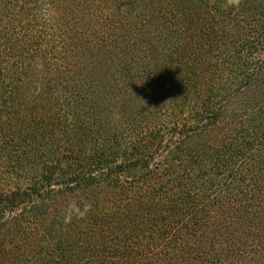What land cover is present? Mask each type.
I'll return each mask as SVG.
<instances>
[{
	"label": "trees",
	"instance_id": "16d2710c",
	"mask_svg": "<svg viewBox=\"0 0 264 264\" xmlns=\"http://www.w3.org/2000/svg\"><path fill=\"white\" fill-rule=\"evenodd\" d=\"M188 2V45L132 115L81 86L73 29L3 0L0 175L27 182L0 189V264H144L264 222V0Z\"/></svg>",
	"mask_w": 264,
	"mask_h": 264
},
{
	"label": "rangeland",
	"instance_id": "374dc122",
	"mask_svg": "<svg viewBox=\"0 0 264 264\" xmlns=\"http://www.w3.org/2000/svg\"><path fill=\"white\" fill-rule=\"evenodd\" d=\"M39 1V11L28 8L32 15L27 20L34 24L37 19L38 26L43 25L49 33L55 17L62 30L73 29L72 48L66 54L83 65L79 83L97 94L101 102L95 96L91 100L101 108L110 100L115 113L122 110L133 115L140 106L155 103L164 93L163 81L169 78L173 60L188 45V40L180 36L188 25L187 21L182 25L188 0ZM48 2H53V7ZM48 10L53 11L51 19ZM193 12H200L196 4ZM177 13H182L178 19ZM180 44L183 47L179 49ZM77 67L75 64V71H79ZM26 180L0 175V189L24 186ZM252 222L245 219L233 231H207L197 241L189 237L181 249L165 250L162 256L150 254L144 264H264V222L257 220L253 227Z\"/></svg>",
	"mask_w": 264,
	"mask_h": 264
}]
</instances>
